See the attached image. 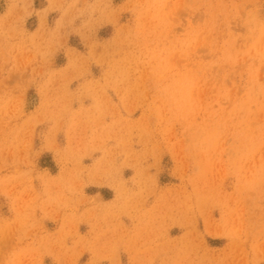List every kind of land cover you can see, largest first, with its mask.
Segmentation results:
<instances>
[{
  "label": "rangeland",
  "instance_id": "rangeland-1",
  "mask_svg": "<svg viewBox=\"0 0 264 264\" xmlns=\"http://www.w3.org/2000/svg\"><path fill=\"white\" fill-rule=\"evenodd\" d=\"M0 264H264V0H0Z\"/></svg>",
  "mask_w": 264,
  "mask_h": 264
},
{
  "label": "bare ground",
  "instance_id": "bare-ground-1",
  "mask_svg": "<svg viewBox=\"0 0 264 264\" xmlns=\"http://www.w3.org/2000/svg\"><path fill=\"white\" fill-rule=\"evenodd\" d=\"M201 20V19H200ZM211 223V222H210ZM213 225V224H212ZM210 226V225H209ZM214 227V226H213ZM210 228V227H209ZM217 233V232H216ZM222 235H224L223 233H222ZM232 244V243H231ZM234 244V243H233ZM225 252V251H224ZM226 255V254H225ZM228 255V254H227ZM220 257V256H219Z\"/></svg>",
  "mask_w": 264,
  "mask_h": 264
}]
</instances>
